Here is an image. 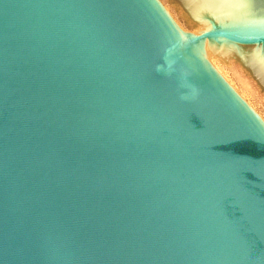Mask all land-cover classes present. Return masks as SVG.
<instances>
[{
    "label": "water",
    "instance_id": "water-1",
    "mask_svg": "<svg viewBox=\"0 0 264 264\" xmlns=\"http://www.w3.org/2000/svg\"><path fill=\"white\" fill-rule=\"evenodd\" d=\"M169 1L0 0V264H264V0Z\"/></svg>",
    "mask_w": 264,
    "mask_h": 264
},
{
    "label": "bare ground",
    "instance_id": "bare-ground-1",
    "mask_svg": "<svg viewBox=\"0 0 264 264\" xmlns=\"http://www.w3.org/2000/svg\"><path fill=\"white\" fill-rule=\"evenodd\" d=\"M172 3L175 5V7H176L177 11L179 12V14L181 15V17H183L186 24H188L189 26H193L194 28L197 27V28H199L198 30L203 29V25L195 22V20L192 18V16L180 5V3H175V2H172ZM162 7L166 10V12L170 15V17L176 22V24L185 30V28L183 26H181L176 21L174 16H172V14H170V12L167 11V9H166L167 7L166 8L164 6H162ZM216 43H217V41H213L209 45V58H210L211 63L213 64V66L216 69V71L218 72V74L228 83V85L231 86L237 93H239L244 98V100L253 108V110L257 113L254 106L249 102V100L246 99V94L242 90L244 89L246 91H250V93H251V91H253L251 89H252V85L254 86V84H251L250 78H252L254 81H256L259 89H261L262 91H264V86L255 78V76L249 71V69L240 60H238L237 58H231V60H234L235 63H237V65L242 69V74L241 73L239 74L238 72H236L237 73L236 77H238L240 83H242L243 89L240 90L238 87H236V85L232 82V80L228 79V77L225 75V72L223 71V69H224L223 67L225 65L227 66L229 63L231 65V60L223 59L215 50H213V46ZM230 68H231V66H230ZM253 88L255 89V87H253ZM257 115L260 117V115L258 113H257ZM260 118L262 119V117H260ZM263 122H264V120H263Z\"/></svg>",
    "mask_w": 264,
    "mask_h": 264
},
{
    "label": "rangeland",
    "instance_id": "rangeland-1",
    "mask_svg": "<svg viewBox=\"0 0 264 264\" xmlns=\"http://www.w3.org/2000/svg\"><path fill=\"white\" fill-rule=\"evenodd\" d=\"M158 1L162 6H164L165 8L167 7L166 8L167 11L170 12V14H172V16H174L176 21L181 26H183L186 31H189V32L199 31L198 30L199 28H197V27L194 28L193 26H189L188 24H186L183 17H181V15L177 11L175 5L171 1H169V0H158ZM230 66H231V68H230ZM223 68H224L223 71L225 72V75L228 77V79L232 80V82L236 85V87H238L240 90H242L243 89L242 83H240L238 77H236L237 76L236 72H238L239 74L240 73L242 74V69L237 65V63H235L234 60H231V65L229 63L227 66L225 65ZM250 80H251V84H254V86L252 85V89H251L253 91H251V93H250V91H246L244 89L242 91L246 94V99L249 100V102L254 106L257 113L264 120V91L259 89L256 81H254L252 78H250ZM253 87H255V89Z\"/></svg>",
    "mask_w": 264,
    "mask_h": 264
},
{
    "label": "snow or ice",
    "instance_id": "snow-or-ice-1",
    "mask_svg": "<svg viewBox=\"0 0 264 264\" xmlns=\"http://www.w3.org/2000/svg\"><path fill=\"white\" fill-rule=\"evenodd\" d=\"M239 6H245V5H239ZM211 14V13H208ZM249 39H256L257 42L264 43V37H249Z\"/></svg>",
    "mask_w": 264,
    "mask_h": 264
}]
</instances>
